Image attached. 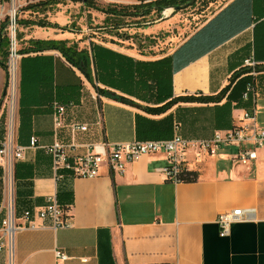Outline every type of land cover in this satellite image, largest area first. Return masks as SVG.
Instances as JSON below:
<instances>
[{"label":"crops","instance_id":"obj_1","mask_svg":"<svg viewBox=\"0 0 264 264\" xmlns=\"http://www.w3.org/2000/svg\"><path fill=\"white\" fill-rule=\"evenodd\" d=\"M101 2L139 4V0ZM71 6L58 5V17L50 21L67 30L30 27L35 31L24 40L69 41L90 50L92 40L81 45L69 27ZM174 13L172 8L165 10L155 26L135 24L134 36L139 39L132 43L123 39L119 44L93 42L135 62H158L176 54L170 69H165L169 80L155 82L151 78L143 86L135 75L133 86L109 80L106 85L98 84L130 101L122 103L100 95L59 52H45L52 58L50 97L32 108L33 115L24 121L28 129L25 125L22 132L20 56L13 115L15 142L28 147L30 138L36 136L40 146L58 142L70 147L76 157L103 143L124 145L175 136L206 140L230 130L252 106L258 126L264 129V0H230L200 23L198 17L188 19L184 28H179L181 39L167 31L179 21ZM142 38L151 45L143 47ZM250 57L260 68L254 77L255 94L222 110L226 122L218 123L219 111L214 104L180 103L166 113L147 112L163 106L170 97L220 93L233 75L245 69L244 61ZM6 71L0 68L1 137L10 127ZM124 79L128 80L127 76ZM226 103L227 99L219 107ZM55 104L66 108L59 129L54 121ZM76 125H87L88 130L77 131ZM236 152L234 147H222L217 154L201 158L195 152L188 153L185 169L199 174L194 183L169 181L163 172L167 155L159 153L129 164L123 175L112 174L104 166L97 178L69 177L58 184L52 156L42 148L27 149L24 159L17 162L16 200L24 210L36 212L59 193L61 204L69 208L72 225L54 229L50 222L36 218L37 228L15 233L12 255L8 249L0 252V264H57L56 251L67 255L65 264H264V148L252 166L237 163L233 159ZM235 209H253L254 213L233 225L230 235L222 238L218 217ZM4 218L0 204V236Z\"/></svg>","mask_w":264,"mask_h":264},{"label":"built area","instance_id":"obj_2","mask_svg":"<svg viewBox=\"0 0 264 264\" xmlns=\"http://www.w3.org/2000/svg\"><path fill=\"white\" fill-rule=\"evenodd\" d=\"M13 2L15 0H12ZM14 15L10 22L11 29V52L12 57L18 55L17 50V8H13ZM244 66L252 69L251 76L255 77L257 66L255 60L250 57L244 61ZM15 77V78H14ZM9 90L5 97V103L9 107L10 122L9 130L5 137L0 136V166L5 171L4 202L5 218L2 221V235L0 236V252L8 249L13 253V241L15 233L25 228L35 229L38 227L36 218L43 223L50 222L54 229L71 227V215L60 203L58 194L47 199L45 207L34 212L25 209L21 214L17 210L15 165L24 159L27 149L42 148L52 156V168L57 183L65 179L86 178L93 179L100 176L104 166H107L112 174L123 175L129 164L134 163L144 156L163 153L167 155L168 165L163 170L169 181L179 183L178 175L185 169L187 155L195 152L197 158L215 155L222 147H234L237 149L233 159L243 165L252 166L259 158V151L264 148V129L258 126L255 106L245 110L237 119V124L228 131L218 132L211 139L188 141L180 136L169 140L135 141L124 145H110L103 143L91 147L85 155L73 157L70 147L58 142L48 146H40L36 136L30 138L28 147H23L15 142L13 135V115L17 105L18 77L9 75ZM255 94V87L249 85L244 99L248 100ZM97 94L95 98H98ZM66 108L63 105H54V121L57 129L62 128L65 120ZM75 130L87 131V125H76ZM254 210L245 211L235 209L219 215L217 224L220 228V236L228 237L233 225L244 222L248 214ZM43 226V225H42ZM57 264H65L68 260L66 254L55 252Z\"/></svg>","mask_w":264,"mask_h":264},{"label":"trees","instance_id":"obj_3","mask_svg":"<svg viewBox=\"0 0 264 264\" xmlns=\"http://www.w3.org/2000/svg\"><path fill=\"white\" fill-rule=\"evenodd\" d=\"M67 0H43L35 4L28 5L23 12H29L30 16L33 14L44 15L42 19H20L17 16V25L25 27H40V28H53L67 30L66 27H60L56 23H52L46 17L47 13L56 8L60 4H65ZM73 1V0H72ZM193 0H139V4L123 6V5H104L99 7L93 3L92 0H87L83 5L86 9H92L99 11L107 16L105 20L106 26L99 27L100 31H115L120 32L125 28V19L133 20H147L151 15L160 16L165 10L175 7L185 6V10L197 8V6L205 4V8L208 4L212 3V0H197L192 3ZM113 18V19H112ZM111 20L114 23L111 24ZM139 22V21H138ZM146 22V21H145ZM10 19L0 24V68L7 70V61L9 57L11 39L8 33ZM73 33H77L73 30ZM110 35V34H109ZM20 40L23 41L20 34ZM131 38V37H130ZM92 40V39H91ZM25 41V40H24ZM59 52L65 60L74 68L79 70L86 80L97 89L98 93L102 96L116 100L122 103H130L129 100L122 96L116 95L105 89L98 87V84L106 85L107 80L114 83L126 82L129 86H133L135 75L140 77L139 82L143 86L151 78L155 82H161L169 80L170 74L167 72L170 69L171 63H173V57L164 59L158 62H135L133 59L117 54L107 48L91 42L90 50L87 48L81 49L78 43H71L69 41H57V40H40L30 39L26 40L24 45L18 51V55L21 56L20 72H21V132L28 129L27 122L31 115H33L32 108L37 104L45 103L49 99L50 85L52 84V58L45 56V52ZM178 53V52H177ZM167 64V67H166ZM159 67V68H158ZM245 69L240 71L231 77L230 84L226 86L220 93L216 95H204L203 93L197 95H187L180 97H170V100L163 106L151 109L148 108V113L162 114L180 103L189 104H214L219 115H217L218 123L226 122L227 118L222 113V110H228L230 105L235 101L242 102L244 99V93H246L249 85L255 86L254 77L248 75L242 78L245 74H251L252 69L244 67ZM256 72L260 71L259 66L255 68ZM120 75V79L119 78ZM127 76V79L124 77ZM168 77V78H167ZM242 78V79H241ZM227 99V103L219 107V105ZM250 99V98H249ZM248 99V100H249ZM44 101V102H43ZM253 107V106H252ZM250 107L247 110H251ZM234 126H231L232 129ZM30 143V141H29ZM15 182L17 189L18 182V163L15 165ZM199 179L197 171H190L183 169L179 175V183H194ZM3 180V168L0 167V187ZM66 180V179H65ZM58 199L61 202L60 195L58 193ZM3 196L0 190V204L2 203ZM17 201V210L21 213L24 209L21 208ZM64 206V205H63ZM66 210L69 208L64 206Z\"/></svg>","mask_w":264,"mask_h":264},{"label":"rangeland","instance_id":"obj_4","mask_svg":"<svg viewBox=\"0 0 264 264\" xmlns=\"http://www.w3.org/2000/svg\"><path fill=\"white\" fill-rule=\"evenodd\" d=\"M43 0H15L14 2L12 0H0V24H2L6 18L12 19V16L14 15L13 13V8H17V16L22 20V19H42L45 17L43 14L38 15V14H33L30 16L29 12H23V9H25L28 5L38 3ZM87 0H67L64 5H73L71 6L73 9V14L71 16V24L69 27L73 28L74 31L77 33H73L81 45H86L88 40H91V42H98V43H105L109 44L111 42H114L119 44L118 40H126L129 41V43H132V41H136L139 39L137 36L135 37L134 35V30L133 27L135 24H140V23H148L151 26H155L156 20L160 16L156 15H151L147 18V20H133V19H125V28L122 29L120 32H115V31H100L99 27L106 26L105 20L107 19V16L99 11H95L92 9H86L84 8V4ZM93 3L99 7H104V3L101 2V0H92ZM213 2L208 4V6L205 8V4L197 6V8L190 9V10H185V11H178L173 14V17H179V21L176 23V25H170L167 28V31H170L169 34L172 37H178V38H183L180 37L179 33V28H184L183 25L186 23L188 19H196L197 17L200 19L198 23L202 22L203 20H206L207 18L211 17L215 12H217L219 9H221L223 6H225L230 0H212ZM58 8H53L50 10L46 15L49 21H55V18L58 17ZM197 13L199 15L197 16ZM67 17L69 15H66ZM113 19V18H112ZM139 21V22H138ZM146 21V22H145ZM111 24L114 23V20L110 21ZM197 22V21H196ZM53 23V22H52ZM30 27H25V26H19L17 25V31H16V39H17V50L19 51L20 48L22 47V43L24 45L25 41H21L19 35H22V39H26L29 36L33 35V32L35 29L33 28L32 31L29 29ZM81 32V33H80ZM8 33L11 39V29H10V23L8 27ZM139 33V32H138ZM110 34V35H109ZM82 37V40L79 38ZM131 40H127V38H130ZM135 37V38H134ZM122 40V41H123ZM140 41L143 42L142 46L143 47H149L151 45L146 38H142ZM138 44H141L140 42L137 41ZM163 43V41H162ZM137 44V45H138ZM127 44L124 43V46ZM81 47V46H80ZM9 57L7 61V71L6 75H12V63H18L20 61V57L13 56L12 57V52H11V45H10V51H9ZM16 65V64H15ZM19 75V71L18 74ZM16 75V76H17ZM15 78V77H14ZM9 90V86H8ZM7 90V94H8ZM1 167V166H0ZM16 185V182H15ZM4 187H5V171L3 169V180H2V185L0 187V190L2 191V205L4 202ZM5 213V209H3ZM21 214V213H20Z\"/></svg>","mask_w":264,"mask_h":264},{"label":"bare ground","instance_id":"obj_5","mask_svg":"<svg viewBox=\"0 0 264 264\" xmlns=\"http://www.w3.org/2000/svg\"><path fill=\"white\" fill-rule=\"evenodd\" d=\"M168 13H171V11ZM17 67H18V63H12V73H13L12 75H17V70H18Z\"/></svg>","mask_w":264,"mask_h":264},{"label":"water","instance_id":"obj_6","mask_svg":"<svg viewBox=\"0 0 264 264\" xmlns=\"http://www.w3.org/2000/svg\"><path fill=\"white\" fill-rule=\"evenodd\" d=\"M197 0H193L192 3L196 2ZM185 9V6H181V7H175V8H172L173 12H178V11H181Z\"/></svg>","mask_w":264,"mask_h":264}]
</instances>
